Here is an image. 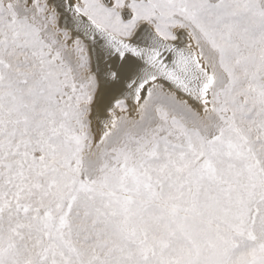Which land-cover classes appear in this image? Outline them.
I'll use <instances>...</instances> for the list:
<instances>
[{
  "label": "snow or ice",
  "instance_id": "1",
  "mask_svg": "<svg viewBox=\"0 0 264 264\" xmlns=\"http://www.w3.org/2000/svg\"><path fill=\"white\" fill-rule=\"evenodd\" d=\"M0 264H264V0H0Z\"/></svg>",
  "mask_w": 264,
  "mask_h": 264
}]
</instances>
